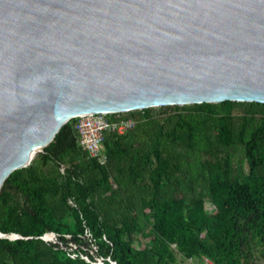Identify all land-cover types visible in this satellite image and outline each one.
Segmentation results:
<instances>
[{
  "label": "trees",
  "instance_id": "trees-1",
  "mask_svg": "<svg viewBox=\"0 0 264 264\" xmlns=\"http://www.w3.org/2000/svg\"><path fill=\"white\" fill-rule=\"evenodd\" d=\"M135 112L132 130L106 135V166L79 147L73 119L11 173L0 190V264H172L171 246L185 259L249 264L254 247L264 248V105ZM140 212L153 220L145 251L130 246Z\"/></svg>",
  "mask_w": 264,
  "mask_h": 264
},
{
  "label": "water",
  "instance_id": "water-1",
  "mask_svg": "<svg viewBox=\"0 0 264 264\" xmlns=\"http://www.w3.org/2000/svg\"><path fill=\"white\" fill-rule=\"evenodd\" d=\"M225 101L264 105V0H0V190L79 116Z\"/></svg>",
  "mask_w": 264,
  "mask_h": 264
},
{
  "label": "built area",
  "instance_id": "built-area-1",
  "mask_svg": "<svg viewBox=\"0 0 264 264\" xmlns=\"http://www.w3.org/2000/svg\"><path fill=\"white\" fill-rule=\"evenodd\" d=\"M135 127L133 119L112 120L106 114L93 113L79 116L74 119L73 129L78 138L79 147L87 153L88 157L97 161L101 166H106L108 158L105 153L103 142L107 134L124 135ZM87 237L90 235L86 232ZM10 239H17L14 235ZM41 239L45 242H56V235L53 233L44 234ZM72 249L76 247L70 245ZM74 258L75 254H69ZM86 260V257H82ZM87 261V260H86Z\"/></svg>",
  "mask_w": 264,
  "mask_h": 264
},
{
  "label": "rangeland",
  "instance_id": "rangeland-1",
  "mask_svg": "<svg viewBox=\"0 0 264 264\" xmlns=\"http://www.w3.org/2000/svg\"><path fill=\"white\" fill-rule=\"evenodd\" d=\"M134 118L133 119L136 123L138 121V112H133ZM126 115V114H124ZM245 171L246 168H245ZM112 187L115 188L116 186L112 184ZM113 188L110 187V189L113 190ZM205 209L206 212H210L213 210V207L209 204L208 200L205 199ZM144 214L149 216L150 210L146 209L144 211ZM152 218L149 217L148 221L143 219V215L140 212L139 213V227L134 232L133 239L130 241V246L138 251H145L148 248L152 247V241H151V233H152ZM171 251L174 254L175 261L172 264H213L210 260L200 258V257H193L191 259H185L183 258L176 250L175 246L170 247ZM95 255V251L91 252V254ZM264 248L263 247H254L252 257L250 259L249 264H264ZM87 261H89L86 258ZM101 260L100 258H96V263Z\"/></svg>",
  "mask_w": 264,
  "mask_h": 264
}]
</instances>
